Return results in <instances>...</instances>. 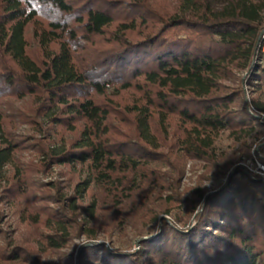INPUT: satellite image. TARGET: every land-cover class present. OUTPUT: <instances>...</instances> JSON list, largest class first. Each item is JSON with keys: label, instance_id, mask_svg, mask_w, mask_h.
I'll return each instance as SVG.
<instances>
[{"label": "trees", "instance_id": "16d2710c", "mask_svg": "<svg viewBox=\"0 0 264 264\" xmlns=\"http://www.w3.org/2000/svg\"><path fill=\"white\" fill-rule=\"evenodd\" d=\"M262 33L264 0H0V264L82 236L78 264H264V177L238 164L264 163ZM127 226L138 250L96 239Z\"/></svg>", "mask_w": 264, "mask_h": 264}, {"label": "rangeland", "instance_id": "374dc122", "mask_svg": "<svg viewBox=\"0 0 264 264\" xmlns=\"http://www.w3.org/2000/svg\"><path fill=\"white\" fill-rule=\"evenodd\" d=\"M30 37V36H29ZM30 39V38H29ZM31 40V39H30ZM29 40V41H30ZM34 47V43L30 41V49ZM262 67H264V60L261 61ZM16 107H24V104L22 103V100L18 101H12ZM10 114V113H9ZM261 117H264V114L261 115ZM16 129L15 132L24 136H34L38 137L34 126L30 124H26L24 122H20L16 120ZM222 146L225 150L229 149V142L226 139H223ZM22 162H37L39 157H36L34 152H31L30 149L24 150L20 155ZM238 164H240L243 167H246L251 172H254L255 174H258L259 176L264 177V163L260 162L258 159L252 156V159L250 158H243L241 159ZM204 167L205 164L203 161L190 159L186 162L184 173L181 177L180 182V190L185 191L186 188L194 186L198 180L200 179V175L204 174ZM11 170V165H8L5 168L6 173H8ZM63 167H59L56 165L51 166L46 172H38L34 175L32 174V179L36 180L37 182L42 183H49L56 180L62 179L60 177V174L63 171ZM208 172V176H209ZM224 179H208L206 178L203 181L204 186L208 190H214L217 185L221 182H223ZM6 221H7V227L6 229H9L16 240L18 241H27L31 238V235L33 233L30 231V229L25 227V224L19 220L18 215L14 214L11 209L8 207L6 208ZM167 219H170L168 215H164ZM101 216L97 218V222H100ZM98 241L105 242L106 245L111 250H120L123 252H133L135 250H138L139 248V241L137 240V237L134 236V233L132 231V228L126 227L124 230L120 231L119 229L114 230L112 232V235L109 237L103 230H100L98 233V238H96ZM85 242V238L82 237H75L72 238L71 244H69L68 247L62 248L60 251L57 252H49L48 254H45L41 257L46 258L49 264H78L77 263V256L79 249L77 251V248L79 245Z\"/></svg>", "mask_w": 264, "mask_h": 264}, {"label": "built area", "instance_id": "2783aa9c", "mask_svg": "<svg viewBox=\"0 0 264 264\" xmlns=\"http://www.w3.org/2000/svg\"><path fill=\"white\" fill-rule=\"evenodd\" d=\"M261 61L264 60V33H262V41L260 45Z\"/></svg>", "mask_w": 264, "mask_h": 264}]
</instances>
